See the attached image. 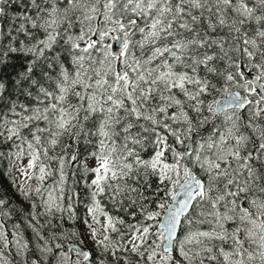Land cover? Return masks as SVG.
Instances as JSON below:
<instances>
[{
    "label": "snow or ice",
    "instance_id": "snow-or-ice-1",
    "mask_svg": "<svg viewBox=\"0 0 264 264\" xmlns=\"http://www.w3.org/2000/svg\"><path fill=\"white\" fill-rule=\"evenodd\" d=\"M0 264H264V0H0Z\"/></svg>",
    "mask_w": 264,
    "mask_h": 264
}]
</instances>
